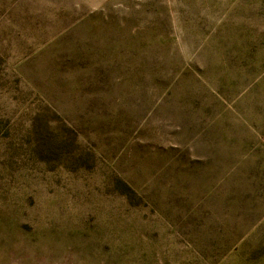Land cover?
Masks as SVG:
<instances>
[{
  "label": "rangeland",
  "instance_id": "1",
  "mask_svg": "<svg viewBox=\"0 0 264 264\" xmlns=\"http://www.w3.org/2000/svg\"><path fill=\"white\" fill-rule=\"evenodd\" d=\"M0 264H264V0H0Z\"/></svg>",
  "mask_w": 264,
  "mask_h": 264
}]
</instances>
